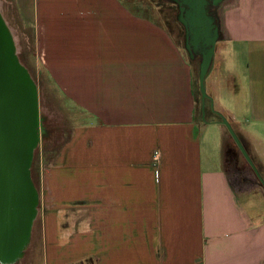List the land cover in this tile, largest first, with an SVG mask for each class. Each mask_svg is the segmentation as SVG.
Returning a JSON list of instances; mask_svg holds the SVG:
<instances>
[{
	"label": "crops",
	"instance_id": "1",
	"mask_svg": "<svg viewBox=\"0 0 264 264\" xmlns=\"http://www.w3.org/2000/svg\"><path fill=\"white\" fill-rule=\"evenodd\" d=\"M0 4L34 31L42 75L74 109L45 170L44 264H264V194L240 197L239 148L212 109L198 117L194 69L159 7ZM217 15L206 91L264 179V0H224Z\"/></svg>",
	"mask_w": 264,
	"mask_h": 264
},
{
	"label": "water",
	"instance_id": "2",
	"mask_svg": "<svg viewBox=\"0 0 264 264\" xmlns=\"http://www.w3.org/2000/svg\"><path fill=\"white\" fill-rule=\"evenodd\" d=\"M224 0H179V22L185 28V49L191 58L200 57L199 88L202 111L215 47L220 39L218 20L210 7ZM11 29L0 9V262L15 261L27 243L36 217L38 194L31 177L34 149L39 141V111L35 85L16 55ZM211 109L214 112L213 105ZM221 123L253 169L262 186L264 179L240 142L229 121Z\"/></svg>",
	"mask_w": 264,
	"mask_h": 264
},
{
	"label": "rangeland",
	"instance_id": "3",
	"mask_svg": "<svg viewBox=\"0 0 264 264\" xmlns=\"http://www.w3.org/2000/svg\"><path fill=\"white\" fill-rule=\"evenodd\" d=\"M147 1L160 8L159 10L165 22V26L173 36L175 43L182 51L185 58L191 63L194 69L196 96L198 101L197 113L198 117L200 116L201 118V116H203L202 96L199 91V66L201 59L199 57L191 58L185 49V33L183 26L178 20V8L173 5L172 0ZM7 6L9 5L5 4V7ZM10 29L12 34L11 37L15 42L16 55L28 70L35 85L39 111V141L34 149L31 164V177L38 194V205L36 217L33 222L31 238L28 239L23 247V250L20 253L21 257L19 256L17 264H44L42 223L44 215L48 212L45 204L46 198L48 199L44 188L45 170L50 167L53 161H55L58 153L69 141L71 134L74 131V109L67 106L64 97L57 91L55 86L51 84L49 78L42 75L41 52L37 48V38L34 31L18 25L17 27H14L12 24H10ZM211 105H213L214 109L213 101ZM211 105L209 100L206 99L204 122L212 117ZM215 111L216 110L214 109V112ZM235 151L239 158L236 165V170L239 173L233 175L236 179L234 185L240 192L242 200L256 197L260 193L264 194V187L255 175L251 166L244 159L238 149L235 148ZM256 167L261 174V167L258 165ZM12 264H14V262Z\"/></svg>",
	"mask_w": 264,
	"mask_h": 264
},
{
	"label": "flooded vegetation",
	"instance_id": "4",
	"mask_svg": "<svg viewBox=\"0 0 264 264\" xmlns=\"http://www.w3.org/2000/svg\"><path fill=\"white\" fill-rule=\"evenodd\" d=\"M173 1V5L174 6H177V8H178V11H179V17H180V6H179V4H178V2L177 1H179V0H172ZM220 7V6H219ZM219 7L218 8H215V7H213V6H211L210 7V14L213 16V17H215L217 20H218V18H217V11H218V9H219ZM179 17H178V20H179ZM181 25H182V23H181ZM183 26V25H182ZM183 28H184V26H183ZM220 32V31H219ZM184 33H185V28H184ZM185 42H186V33H185ZM200 58V57H199ZM201 59V58H200Z\"/></svg>",
	"mask_w": 264,
	"mask_h": 264
},
{
	"label": "built area",
	"instance_id": "5",
	"mask_svg": "<svg viewBox=\"0 0 264 264\" xmlns=\"http://www.w3.org/2000/svg\"><path fill=\"white\" fill-rule=\"evenodd\" d=\"M159 158V152L155 153V159L157 160Z\"/></svg>",
	"mask_w": 264,
	"mask_h": 264
},
{
	"label": "trees",
	"instance_id": "6",
	"mask_svg": "<svg viewBox=\"0 0 264 264\" xmlns=\"http://www.w3.org/2000/svg\"><path fill=\"white\" fill-rule=\"evenodd\" d=\"M199 91H200V88H199ZM200 93V92H199ZM218 119H220V118H218Z\"/></svg>",
	"mask_w": 264,
	"mask_h": 264
},
{
	"label": "bare ground",
	"instance_id": "7",
	"mask_svg": "<svg viewBox=\"0 0 264 264\" xmlns=\"http://www.w3.org/2000/svg\"><path fill=\"white\" fill-rule=\"evenodd\" d=\"M20 257H21V255H20Z\"/></svg>",
	"mask_w": 264,
	"mask_h": 264
}]
</instances>
